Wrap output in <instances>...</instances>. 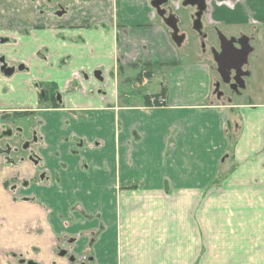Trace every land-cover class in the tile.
Wrapping results in <instances>:
<instances>
[{
    "label": "crops",
    "instance_id": "crops-1",
    "mask_svg": "<svg viewBox=\"0 0 264 264\" xmlns=\"http://www.w3.org/2000/svg\"><path fill=\"white\" fill-rule=\"evenodd\" d=\"M152 2L0 0V61L25 67L0 68V113L33 112L48 171L21 201L7 181L37 170L0 155V264H67L57 244L81 233L72 248L94 264H201L209 200L264 194V91L246 105L212 102L216 66L181 59ZM207 4L210 26L263 40L264 0ZM154 78L166 107L132 91ZM226 109L241 111L234 138Z\"/></svg>",
    "mask_w": 264,
    "mask_h": 264
},
{
    "label": "rangeland",
    "instance_id": "rangeland-1",
    "mask_svg": "<svg viewBox=\"0 0 264 264\" xmlns=\"http://www.w3.org/2000/svg\"><path fill=\"white\" fill-rule=\"evenodd\" d=\"M192 9V7L182 6L177 11L184 24L182 30L186 33L184 35L179 32L180 35L186 37L183 43L179 47L177 46L178 55L190 64L199 62L204 56L211 64H214L211 60V54L219 43L218 36L215 33L216 27L210 26L206 21V15H204L202 17L203 29L201 36L200 33L191 27ZM185 25L187 29H185ZM251 28L236 26L235 28H227V30L223 27H218L220 32L227 37H232L230 34L234 32H236V36L241 34L252 36V32L255 34L257 31ZM167 30L169 32V29ZM250 43L253 47V52L250 53L248 63L244 66V71L249 72V75L244 77L245 87L241 88L239 92H235L221 81L219 77L218 82H220V91L223 95L220 98L221 100H217L216 96L212 94V102L225 104L226 106L235 104L246 105L251 102V97L258 90L264 91V38L260 40L257 35L256 40L252 39ZM138 81H141V79L139 78ZM159 85L160 81L154 78L139 87L135 84L132 91L135 92V97L139 98L145 92L154 94L158 91ZM226 113L230 120L229 133L234 138L236 123L233 120H236L241 125V111L239 109H226ZM32 121V126L37 128L39 121ZM23 140V138L19 139V142ZM10 184L17 185V189H19L18 184L14 183V181H10ZM256 192L257 198L255 199L251 197L245 198L244 194L232 192L217 201L209 200L207 220L211 222L209 224L211 229L208 231V257L207 259H201V264H264V194H260L258 189ZM72 208L75 210V205ZM220 235L225 237L219 245H216L218 240L222 239ZM72 236L79 240L83 235L81 233ZM88 255L93 254L89 251Z\"/></svg>",
    "mask_w": 264,
    "mask_h": 264
},
{
    "label": "flooded vegetation",
    "instance_id": "flooded-vegetation-1",
    "mask_svg": "<svg viewBox=\"0 0 264 264\" xmlns=\"http://www.w3.org/2000/svg\"><path fill=\"white\" fill-rule=\"evenodd\" d=\"M154 2V0H151ZM163 1V0H161ZM165 2L161 5L162 9L167 12L166 17L170 15L171 17H175L176 19V25L178 30L181 34H186L183 32L182 27L184 24L182 23L181 17L177 14V11L173 8L172 5L169 4L168 1L164 0ZM184 2V0H182ZM181 2V3H182ZM195 13H192V21H191V27L193 29V17L195 16ZM187 16V15H185ZM160 17V16H159ZM161 19V17H160ZM162 20V19H161ZM174 21V20H173ZM173 21H170L173 23ZM163 22V21H162ZM203 26V24H202ZM170 32L172 30L168 28ZM185 29L186 25H185ZM203 29V28H202ZM217 36H218V47L213 49V52L211 54V60L216 66L217 72L218 67L217 64L214 61V54H220L222 52V46H221V36H224L222 32H220V29L216 28L215 30ZM198 33H200L198 31ZM202 33V31H201ZM200 33V35H202ZM179 35V32H178ZM184 39L186 36H184ZM245 34H241L240 36H244ZM226 37L228 40H230L232 37ZM172 38V36H171ZM205 38V36H204ZM251 38V37H250ZM183 39V41H184ZM236 39H239V37H236ZM182 41V43H183ZM175 46H180L177 43L173 42ZM239 44L235 43L233 50L232 47L228 50V56H224L223 61L228 64L229 67V75L230 78H234L236 76L235 66L237 65L239 61L238 57V46ZM0 68L2 71V67L5 66L7 68H14L15 71L11 75H6L3 71L2 73L5 76H12L16 71H23L25 69L24 65L19 66H9L5 59L0 61ZM23 66V69L20 70L19 68ZM244 69V68H243ZM218 77H220L221 81H223V78H221L220 74H218ZM227 77V75L225 76ZM219 81V79H218ZM216 81L214 86L217 84L219 85V89L216 91V95H219V97L222 96V93L220 91V82ZM224 82V81H223ZM225 83V82H224ZM233 83V79L230 83H225L231 88V84ZM46 92V91H45ZM45 92L43 94H45ZM33 115L32 111L26 110V109H18V110H12V112L4 111V113H0V155L3 157L5 161L6 166H12L10 168H16L24 163H28L32 165L37 171H35L33 177H22L20 174H15L12 178H10L7 181V188L11 190L12 192H15V194H19L20 192V199L21 201L27 200L28 197L21 194L22 191L27 190L29 188H32L33 185H41L42 183H47V175L48 171L47 169H38V166L40 165V159L38 154L39 149V138H38V127H33L31 120L29 118ZM13 118V119H12ZM36 120V119H35ZM24 125V126H23ZM24 139L23 141L19 142V139ZM10 181H14V183H17L19 186V189H17V185H11ZM75 244V238H66L64 241L59 242L57 244V251L56 254L61 259H67V264H94L93 257L87 254H78L75 253V250L72 248V246ZM24 264L29 263H35L34 261H23ZM37 264V263H35Z\"/></svg>",
    "mask_w": 264,
    "mask_h": 264
},
{
    "label": "water",
    "instance_id": "water-1",
    "mask_svg": "<svg viewBox=\"0 0 264 264\" xmlns=\"http://www.w3.org/2000/svg\"><path fill=\"white\" fill-rule=\"evenodd\" d=\"M163 2L164 1H154L153 5L157 10L158 15L160 17L164 18L165 24L173 30L172 39L174 40V42L177 43L178 45H180L182 43L184 37L178 35L179 30H178L177 25L175 23L176 22L175 17L165 18L166 12L164 10L160 9V4H162ZM183 6H193V7L197 8V10H198V12L196 13L197 20L194 23V28L198 29V30L201 29V17L203 15V12L206 9L205 0H185L183 2ZM170 21H173V23ZM220 39H221L222 52L220 54H214V58H215V61L218 65V71H219L220 75L222 76V78L224 79V81L226 83H230L231 78H230L229 71H228L230 66L223 61V58H224V56H228L229 48L232 47L233 50L235 49L234 43L236 40L235 39L228 40L224 36H221ZM238 43H239L241 48L237 49L238 50V57H239V61H238L237 65L235 66V70H236L237 74H236V77L234 78L235 83L231 85V88L236 90V91H238L239 87L242 88L245 86L244 81L242 79V76L247 75V73L242 71V66L247 62V58H248L249 54L252 52V47L249 44V38L248 37H246V36L242 37L238 41ZM19 69L22 70L23 66H21ZM2 71L6 75H11L15 71V69L14 68H7V67L3 66ZM226 75H227V77H225ZM95 77L100 78L101 72L100 71L95 72ZM218 87H219V85H217V89H218ZM29 264H33V263H29Z\"/></svg>",
    "mask_w": 264,
    "mask_h": 264
},
{
    "label": "built area",
    "instance_id": "built-area-1",
    "mask_svg": "<svg viewBox=\"0 0 264 264\" xmlns=\"http://www.w3.org/2000/svg\"><path fill=\"white\" fill-rule=\"evenodd\" d=\"M160 104H166V99L165 98H161L160 100H158ZM157 100H155L154 98L152 99V103H156L158 102Z\"/></svg>",
    "mask_w": 264,
    "mask_h": 264
},
{
    "label": "trees",
    "instance_id": "trees-1",
    "mask_svg": "<svg viewBox=\"0 0 264 264\" xmlns=\"http://www.w3.org/2000/svg\"><path fill=\"white\" fill-rule=\"evenodd\" d=\"M168 65H169V64H168ZM168 65H163V66H166V67H168ZM45 93H46V92H45ZM55 106H57V105L55 104V105H54V107H55Z\"/></svg>",
    "mask_w": 264,
    "mask_h": 264
}]
</instances>
